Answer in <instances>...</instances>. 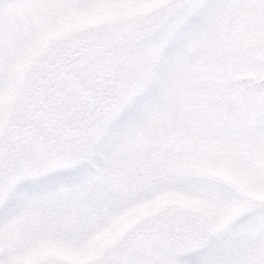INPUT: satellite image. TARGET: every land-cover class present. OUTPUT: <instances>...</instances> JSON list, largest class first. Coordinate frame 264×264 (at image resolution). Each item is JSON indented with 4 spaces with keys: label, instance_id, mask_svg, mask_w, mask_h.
I'll return each mask as SVG.
<instances>
[{
    "label": "rangeland",
    "instance_id": "obj_1",
    "mask_svg": "<svg viewBox=\"0 0 264 264\" xmlns=\"http://www.w3.org/2000/svg\"><path fill=\"white\" fill-rule=\"evenodd\" d=\"M0 264H264V0H0Z\"/></svg>",
    "mask_w": 264,
    "mask_h": 264
},
{
    "label": "trees",
    "instance_id": "obj_2",
    "mask_svg": "<svg viewBox=\"0 0 264 264\" xmlns=\"http://www.w3.org/2000/svg\"><path fill=\"white\" fill-rule=\"evenodd\" d=\"M181 211H183V214H182L183 217L181 216L182 218H180L181 221L179 220L178 226H180L181 228H184V226H186V225H190V226H193V227H199L198 228V231H197L198 232V235L196 236V238L198 236L202 235L204 233L203 232L204 230L206 232L209 231V229H207L205 227V225H204V227H202V229L200 231L201 225L203 226V223H205V220L202 217L197 216L196 213L194 214L192 212L184 211L183 209ZM182 231H183V229H182Z\"/></svg>",
    "mask_w": 264,
    "mask_h": 264
}]
</instances>
